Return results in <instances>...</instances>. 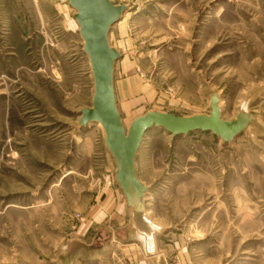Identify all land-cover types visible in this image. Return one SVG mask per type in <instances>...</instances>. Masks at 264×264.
Wrapping results in <instances>:
<instances>
[{"label": "rangeland", "instance_id": "1", "mask_svg": "<svg viewBox=\"0 0 264 264\" xmlns=\"http://www.w3.org/2000/svg\"><path fill=\"white\" fill-rule=\"evenodd\" d=\"M109 1L126 130L214 98L242 131L150 130L124 192L68 0H0V264H264V0Z\"/></svg>", "mask_w": 264, "mask_h": 264}, {"label": "water", "instance_id": "2", "mask_svg": "<svg viewBox=\"0 0 264 264\" xmlns=\"http://www.w3.org/2000/svg\"><path fill=\"white\" fill-rule=\"evenodd\" d=\"M68 4L75 11L74 19L83 41V51L89 59L94 84L92 106L80 112L79 122L81 126H101L105 146L115 161L116 181L124 192L138 186L134 163L142 140L150 130L161 129L173 137L197 131L208 132L224 141L240 134V122L222 120L214 98L207 115L179 117L148 112L134 119L126 130L116 108L113 87L114 64L120 56L107 40L111 26L121 18L126 8L109 0H68Z\"/></svg>", "mask_w": 264, "mask_h": 264}, {"label": "crops", "instance_id": "3", "mask_svg": "<svg viewBox=\"0 0 264 264\" xmlns=\"http://www.w3.org/2000/svg\"><path fill=\"white\" fill-rule=\"evenodd\" d=\"M115 99H116V91H115Z\"/></svg>", "mask_w": 264, "mask_h": 264}, {"label": "bare ground", "instance_id": "4", "mask_svg": "<svg viewBox=\"0 0 264 264\" xmlns=\"http://www.w3.org/2000/svg\"><path fill=\"white\" fill-rule=\"evenodd\" d=\"M99 125V124H98ZM100 126V125H99ZM101 127V126H100ZM133 189V188H132ZM132 193V192H131ZM130 194V193H129Z\"/></svg>", "mask_w": 264, "mask_h": 264}]
</instances>
